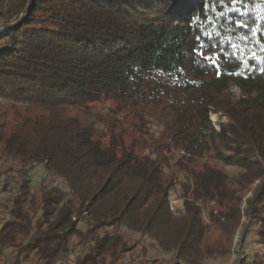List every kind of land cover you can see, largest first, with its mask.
<instances>
[{
  "label": "trees",
  "instance_id": "trees-1",
  "mask_svg": "<svg viewBox=\"0 0 264 264\" xmlns=\"http://www.w3.org/2000/svg\"><path fill=\"white\" fill-rule=\"evenodd\" d=\"M0 22L14 25L0 33V102L33 111L0 126L2 152L24 170L44 166L71 193L22 183L0 226V264L72 253L75 264H146L124 229L175 264H202L206 212L220 225L246 218L242 242L256 239L252 264H264V0H0ZM108 103L141 128L161 126L180 153L182 213L170 157L126 146Z\"/></svg>",
  "mask_w": 264,
  "mask_h": 264
},
{
  "label": "rangeland",
  "instance_id": "rangeland-1",
  "mask_svg": "<svg viewBox=\"0 0 264 264\" xmlns=\"http://www.w3.org/2000/svg\"><path fill=\"white\" fill-rule=\"evenodd\" d=\"M0 25L3 23L0 22ZM234 92L239 95V91L234 89ZM107 109L110 111L109 116L114 119L116 133L121 135L126 146L132 145L134 142L140 147H148L149 151L154 150L156 147L159 151L165 153L170 157V164L174 180L177 183L175 190L171 194L172 207L176 212L182 213L183 211V189L182 181L185 180V175L177 171L175 163L180 159V153L175 151L168 152L169 141L163 136V129L156 123L147 124L146 128H141L138 120L128 111L119 112L114 103H108ZM33 114V111H27L21 105H12L6 102H0V126L5 123L9 128L12 124L21 121ZM105 115V114H103ZM106 120L109 119V117ZM212 122L214 124L220 123L219 115H212ZM111 119L108 120L110 122ZM223 121H225L223 119ZM1 126V127H2ZM1 134V133H0ZM2 143L0 142V226L9 219L7 209L12 205V201L19 194L22 183L28 181L29 187L32 191L39 189L57 190L70 196V189L68 184L61 178L51 175L46 171L44 166L34 164L33 166L23 167L18 160H15L2 152ZM183 155V154H182ZM201 162H198L200 165ZM215 164V163H214ZM219 169L228 173L231 178L242 177L243 174L235 168L225 167L222 164H215ZM18 172H21L18 174ZM170 175V174H169ZM254 185H248V188L243 192L244 204L249 199L254 191ZM209 208L213 206L209 205ZM206 223L209 224V232L204 240V251H208L207 258L202 261V264H241L244 260H249L248 264H252V256L259 251L260 245L257 240L248 238L246 242H242V235L244 227L247 223L246 218L240 220L239 223H230L227 225H220L213 223L209 220L207 212L204 214ZM87 222H79V227L84 233L88 229ZM125 240L129 245L139 243L145 250L146 256L144 258L146 264H175L176 258L174 253L164 252L156 241L152 238L124 229L122 232ZM14 255V250L10 249L5 252V256L10 259ZM75 253H72L66 260L75 264ZM62 260V261H63ZM61 261V262H62ZM4 262V258H0V263ZM36 257L25 261L24 264H35ZM184 264L183 262H181ZM135 264H140L136 261Z\"/></svg>",
  "mask_w": 264,
  "mask_h": 264
},
{
  "label": "snow or ice",
  "instance_id": "snow-or-ice-1",
  "mask_svg": "<svg viewBox=\"0 0 264 264\" xmlns=\"http://www.w3.org/2000/svg\"><path fill=\"white\" fill-rule=\"evenodd\" d=\"M238 11V10H237ZM241 15H243V13H241ZM237 24H238V26L239 27H241V28H243V27H246V25L245 24H243V23H240V22H237ZM231 47H232V49H233V52L231 53V55H235V50H236V48H237V46L236 45H231ZM219 57H220V53H217V59H219ZM209 59H211V58H209ZM217 67H219L218 65H216ZM262 71H264V69H261Z\"/></svg>",
  "mask_w": 264,
  "mask_h": 264
},
{
  "label": "water",
  "instance_id": "water-1",
  "mask_svg": "<svg viewBox=\"0 0 264 264\" xmlns=\"http://www.w3.org/2000/svg\"><path fill=\"white\" fill-rule=\"evenodd\" d=\"M14 28V25H0V33L8 31L10 29Z\"/></svg>",
  "mask_w": 264,
  "mask_h": 264
},
{
  "label": "built area",
  "instance_id": "built-area-1",
  "mask_svg": "<svg viewBox=\"0 0 264 264\" xmlns=\"http://www.w3.org/2000/svg\"><path fill=\"white\" fill-rule=\"evenodd\" d=\"M127 258V257H126ZM59 264H71V262H68L66 260H63L62 262H60Z\"/></svg>",
  "mask_w": 264,
  "mask_h": 264
}]
</instances>
